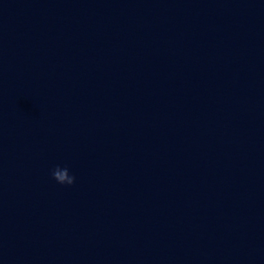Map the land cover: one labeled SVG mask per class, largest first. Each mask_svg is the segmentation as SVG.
<instances>
[{
    "label": "water",
    "instance_id": "1",
    "mask_svg": "<svg viewBox=\"0 0 264 264\" xmlns=\"http://www.w3.org/2000/svg\"><path fill=\"white\" fill-rule=\"evenodd\" d=\"M0 264H264V0H0Z\"/></svg>",
    "mask_w": 264,
    "mask_h": 264
},
{
    "label": "clouds",
    "instance_id": "2",
    "mask_svg": "<svg viewBox=\"0 0 264 264\" xmlns=\"http://www.w3.org/2000/svg\"><path fill=\"white\" fill-rule=\"evenodd\" d=\"M52 177L61 185L72 186L76 183V177L70 173L68 167L57 165L52 171Z\"/></svg>",
    "mask_w": 264,
    "mask_h": 264
}]
</instances>
